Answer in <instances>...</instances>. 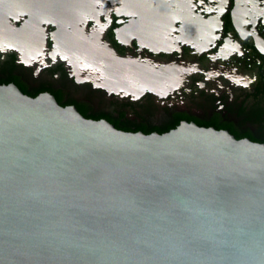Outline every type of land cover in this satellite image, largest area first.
<instances>
[{
  "label": "water",
  "instance_id": "95a60500",
  "mask_svg": "<svg viewBox=\"0 0 264 264\" xmlns=\"http://www.w3.org/2000/svg\"><path fill=\"white\" fill-rule=\"evenodd\" d=\"M55 53L134 97L181 79L109 43ZM0 264H264V143L188 121L126 131L0 84Z\"/></svg>",
  "mask_w": 264,
  "mask_h": 264
},
{
  "label": "flooded vegetation",
  "instance_id": "af4514ba",
  "mask_svg": "<svg viewBox=\"0 0 264 264\" xmlns=\"http://www.w3.org/2000/svg\"><path fill=\"white\" fill-rule=\"evenodd\" d=\"M0 43V84L49 92L88 118L134 128L188 121L264 143V0H0ZM57 43L177 62L181 79L164 96L113 92L78 81L53 55Z\"/></svg>",
  "mask_w": 264,
  "mask_h": 264
},
{
  "label": "trees",
  "instance_id": "16d2710c",
  "mask_svg": "<svg viewBox=\"0 0 264 264\" xmlns=\"http://www.w3.org/2000/svg\"><path fill=\"white\" fill-rule=\"evenodd\" d=\"M78 108L79 110L85 114L84 112V109L78 105ZM87 116V114H85ZM112 123L115 124L116 127L120 128V129H123V130H126V131H139V130H142L144 131L145 133H150L154 130L158 131V132H164V131H168L169 129H171L173 126L170 125V126H165L164 128H161V127H151V128H147L146 126H137V127H131L130 125H127L126 123H122L121 121H118V120H111Z\"/></svg>",
  "mask_w": 264,
  "mask_h": 264
},
{
  "label": "bare ground",
  "instance_id": "6f19581e",
  "mask_svg": "<svg viewBox=\"0 0 264 264\" xmlns=\"http://www.w3.org/2000/svg\"><path fill=\"white\" fill-rule=\"evenodd\" d=\"M10 45H12V44H10ZM5 46H6V44L5 43H0V47H1V49L2 48H5ZM17 47H19V46H17ZM20 48V47H19ZM53 55H56V53H54ZM106 84V83H105ZM106 85H108V84H106ZM152 86V85H151ZM151 86H149L151 89H154V90H158V88H154L153 86L151 87ZM109 87V86H108Z\"/></svg>",
  "mask_w": 264,
  "mask_h": 264
}]
</instances>
